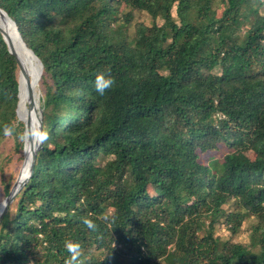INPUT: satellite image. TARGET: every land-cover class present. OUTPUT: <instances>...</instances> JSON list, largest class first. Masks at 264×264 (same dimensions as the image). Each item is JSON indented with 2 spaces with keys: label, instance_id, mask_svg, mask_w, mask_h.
<instances>
[{
  "label": "trees",
  "instance_id": "trees-1",
  "mask_svg": "<svg viewBox=\"0 0 264 264\" xmlns=\"http://www.w3.org/2000/svg\"><path fill=\"white\" fill-rule=\"evenodd\" d=\"M0 6L43 63L46 136L0 224V264H65L68 241L82 264H264V0ZM17 68L0 31V140ZM222 216L233 233L254 217L251 241L216 235Z\"/></svg>",
  "mask_w": 264,
  "mask_h": 264
},
{
  "label": "water",
  "instance_id": "water-1",
  "mask_svg": "<svg viewBox=\"0 0 264 264\" xmlns=\"http://www.w3.org/2000/svg\"><path fill=\"white\" fill-rule=\"evenodd\" d=\"M0 31L3 34V37L8 45L9 51L15 56L17 60V65L20 68V77H24L26 84L28 85V92L30 96V101L28 103L27 109V117L22 116L20 114V97H21V79H19V102L17 107V115L18 117L23 120L25 126V144H24V154L27 151V140L31 137L34 139V126L35 121H37L36 116V107L39 105V94L37 91V86L39 85L41 75L43 72V63L39 56L35 53V51L30 48L25 40L23 39L21 32L17 26L15 20L8 14V12L0 6ZM31 56L37 60L38 63V71H37V79H36V86L35 88H31V80L28 76L27 70L25 68L23 59L24 56ZM35 89V90H34ZM36 117V120H35ZM44 131H43V124L42 119L38 123V133L36 132V138L33 142H30V150H28V156L25 154L24 163L18 177V180L15 182L13 188L7 195V197L2 201L0 204V224L7 214L9 209V205L15 198V196L21 191V189L27 184L29 181L35 167V162L37 159V153L39 149L42 147Z\"/></svg>",
  "mask_w": 264,
  "mask_h": 264
},
{
  "label": "rangeland",
  "instance_id": "rangeland-1",
  "mask_svg": "<svg viewBox=\"0 0 264 264\" xmlns=\"http://www.w3.org/2000/svg\"><path fill=\"white\" fill-rule=\"evenodd\" d=\"M176 7V6H175ZM174 7V8H175ZM264 10V7H263ZM175 11V9H174ZM214 72L217 73V70ZM21 73H20V68H17V78L20 79ZM40 84V82H39ZM37 91L39 94V105L36 107V116H37V126L39 121L42 119L43 123V108L41 107V101H40V96L43 94L42 93V88H40V85L37 86ZM19 102V101H18ZM29 103V100H28ZM28 105V104H27ZM18 107V103H17ZM17 111V108H16ZM21 114V112H20ZM25 114V113H24ZM22 115V114H21ZM27 115V114H25ZM23 116V115H22ZM21 120L18 115L17 119L14 120V125L18 124V121ZM23 121V120H21ZM36 123V122H35ZM21 129L17 127L15 133L11 136H4L0 140V203L7 197L11 189L13 188L15 182L18 180V177L20 175L24 159H25V154H24V144H25V139L21 140L19 137L21 134H25V126H22L23 132L19 133V130ZM220 154V157L223 156V150L220 149L217 151ZM247 156L251 158H255L253 152L251 153L250 151H246ZM7 185H10V189L7 195H4L3 191ZM7 188V187H6ZM189 200H193L194 198L188 197ZM232 203L227 204L226 208H231ZM13 211L15 210V206L13 207ZM103 208H105V211L107 213H112V210H108L107 205H103ZM224 216H222L220 223L217 226V231L216 235H220L223 238H231L233 240H238V241H243V242H250V234L252 232V224L254 221V217H249L247 218L243 224L242 227L239 229L238 232L233 233L231 230L228 229V225H226L225 220L223 219Z\"/></svg>",
  "mask_w": 264,
  "mask_h": 264
},
{
  "label": "clouds",
  "instance_id": "clouds-1",
  "mask_svg": "<svg viewBox=\"0 0 264 264\" xmlns=\"http://www.w3.org/2000/svg\"><path fill=\"white\" fill-rule=\"evenodd\" d=\"M19 81V79H18ZM115 84V78L110 74V70L107 73L100 72L96 75L94 86L96 91L103 96L108 90H110ZM17 112V111H16ZM16 126L14 124H5L2 132L4 136H11L15 133ZM25 134L20 135V139L24 140ZM46 139V136L43 137ZM82 223L90 230H96L97 224L93 219L88 217L82 218ZM70 257L65 261V264H82L81 257L83 256L82 245L79 242L68 241L65 245Z\"/></svg>",
  "mask_w": 264,
  "mask_h": 264
},
{
  "label": "bare ground",
  "instance_id": "bare-ground-1",
  "mask_svg": "<svg viewBox=\"0 0 264 264\" xmlns=\"http://www.w3.org/2000/svg\"><path fill=\"white\" fill-rule=\"evenodd\" d=\"M23 62H24V65H25V68L27 70V73L29 72L30 73V80H31V88H35L36 86V77H37V71H38V63H37V60L31 56H27L25 55L24 56V59H23ZM21 79V97H20V112L23 116H25V118L27 117V109H28V100L30 101V96H29V92H28V85L26 84V81L24 79V77H20ZM35 90V89H34ZM25 113V114H24ZM35 120H36V117H35ZM36 123L35 126H34V137L36 138V132L38 133V126H37V121H35ZM34 138V139H35ZM29 140H27V151H26V155L28 156V150H30V142H33L34 139L31 137L28 138ZM2 203V202H1ZM0 203V204H1Z\"/></svg>",
  "mask_w": 264,
  "mask_h": 264
}]
</instances>
